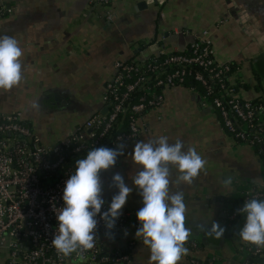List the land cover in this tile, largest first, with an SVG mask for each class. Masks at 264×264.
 <instances>
[{
    "label": "crops",
    "instance_id": "obj_1",
    "mask_svg": "<svg viewBox=\"0 0 264 264\" xmlns=\"http://www.w3.org/2000/svg\"><path fill=\"white\" fill-rule=\"evenodd\" d=\"M0 1L9 8L0 19V35L15 37L24 51V78L11 90L0 89V113L21 111L43 142L62 139L104 109L101 93L114 71V60H144L159 45L182 49L193 33L203 30L216 57L232 62L237 94L264 103V0H146L141 7L138 0H111L112 20L105 19V8L96 0ZM160 112V119L155 111L144 115L149 129L124 148L114 167L101 173L103 199L110 203L118 192L110 187L118 172L133 189L123 207L140 209L142 197L131 179L141 168L132 160L134 144L159 136H167L169 143L179 139L185 150L194 147L207 162L190 185L177 183L180 173L171 169L170 192L183 191L185 227L198 242L196 249L184 245L188 254L179 264H193V258L244 264L242 240L238 232L228 234L226 225L241 191L262 181V155L235 141L219 115L188 87L166 89ZM228 177L232 183L226 186L223 181ZM217 224L224 228L222 234ZM136 231L126 227L104 239L106 249L122 248L131 255L129 261L105 264H149L150 249ZM0 264H5L2 253ZM63 264L84 263L69 259Z\"/></svg>",
    "mask_w": 264,
    "mask_h": 264
},
{
    "label": "built area",
    "instance_id": "obj_2",
    "mask_svg": "<svg viewBox=\"0 0 264 264\" xmlns=\"http://www.w3.org/2000/svg\"><path fill=\"white\" fill-rule=\"evenodd\" d=\"M110 1L96 0L105 8L107 20L113 19ZM8 11L0 1V19ZM206 33L207 30L193 33L182 49L167 50L159 45L146 63L145 59L114 60V71L101 93L104 110H96L62 139L51 143L41 141L19 110L0 113V254L4 255L5 264H63L69 259L105 264L130 260L131 255L125 249H106L104 239L117 236L126 227L138 229L139 209L123 207L112 229H107L97 216V241L94 248L81 253L83 259L77 253L65 257L53 247L51 240L58 234L56 216L64 203V182L75 172V161L84 158L94 147L122 145L123 153L126 146L149 129L146 113L155 111V117L161 118L160 108L168 88L184 86L197 92L203 103L219 115L222 127L235 141L251 145L258 153L264 150V103L237 94L230 63L216 57ZM188 65L192 69L186 68ZM132 71L137 72L133 78ZM191 76L203 86L202 90L184 83ZM135 89L141 91L137 96L132 95ZM241 195L245 201L264 198V167L262 181L245 188ZM109 204L105 201L101 211H106ZM238 208L228 214L229 219L237 214ZM133 244L131 240L130 245ZM185 244L191 249L198 247L191 234ZM239 248L244 254L264 253L263 248L244 241ZM192 262L215 264L213 258H193ZM244 264L250 263L244 259Z\"/></svg>",
    "mask_w": 264,
    "mask_h": 264
},
{
    "label": "clouds",
    "instance_id": "obj_3",
    "mask_svg": "<svg viewBox=\"0 0 264 264\" xmlns=\"http://www.w3.org/2000/svg\"><path fill=\"white\" fill-rule=\"evenodd\" d=\"M23 55L15 37L0 35V89L7 91L20 85L24 78ZM122 147H94L84 158L75 161V172L64 182V203L56 216L58 234L51 240L59 254L68 257L77 253L83 259L81 253L94 248L97 241V216L107 229L115 226L133 189L120 173L113 174L110 187L118 192L112 196L107 210L101 211L105 203L101 173L115 166L117 157L123 154ZM131 156L141 166L131 179L143 204L136 212L140 226L135 235L142 237L143 245L150 249L149 264H179L188 254L184 245L190 232L185 227L184 193L170 192L171 169L175 167L180 173L177 183L190 185L207 162L194 147L185 150L183 141L169 143L167 136L137 141ZM223 183L231 185L232 178H226ZM236 211L245 214V223L238 232L241 240L264 248V200L252 198ZM217 228L222 234L224 228L219 224Z\"/></svg>",
    "mask_w": 264,
    "mask_h": 264
},
{
    "label": "trees",
    "instance_id": "obj_4",
    "mask_svg": "<svg viewBox=\"0 0 264 264\" xmlns=\"http://www.w3.org/2000/svg\"><path fill=\"white\" fill-rule=\"evenodd\" d=\"M185 52H188V49H186ZM153 56L154 55H150L149 57L145 58L144 62L145 63L149 62ZM158 57L161 58L162 55H159ZM228 62L230 63L231 69L233 70L232 62H230V61H228ZM186 68L192 69V65H188V66H186ZM194 68H199V67L198 66H194ZM170 69H171V66H168V70H170ZM147 73L152 75L153 72L151 70H148ZM135 75H137V72L132 71L130 73V76L132 78ZM184 83L186 85H189V86L196 85L198 88H200V90L203 89V86L198 81H195L192 76L188 77ZM236 88H237V86H236ZM140 93H141V91L139 89H135V90L132 91V95L133 96H137ZM126 119H127V117L124 119V122H125ZM260 154L262 155V163L264 165V150H261ZM259 199L264 200V198H259ZM244 202H246V201L244 200L243 196L240 195L235 200V202H234L235 204H234L233 208L235 209L237 207H242ZM244 223H245V214L237 213L233 218L228 220V224L226 223L227 224L226 228H227L228 234H230V235L232 234L233 235L234 233L239 232L240 228H242ZM250 245L253 246V244H250ZM245 260H247L250 264H257L258 262L259 263H264V253L248 252V253L245 254Z\"/></svg>",
    "mask_w": 264,
    "mask_h": 264
},
{
    "label": "water",
    "instance_id": "obj_5",
    "mask_svg": "<svg viewBox=\"0 0 264 264\" xmlns=\"http://www.w3.org/2000/svg\"><path fill=\"white\" fill-rule=\"evenodd\" d=\"M154 2H156V1L154 0ZM136 4L138 5V7L144 6L146 4V0H138L136 2ZM263 55H264V53H263ZM102 110H104V109H102Z\"/></svg>",
    "mask_w": 264,
    "mask_h": 264
}]
</instances>
